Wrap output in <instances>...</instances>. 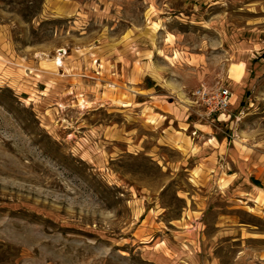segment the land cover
<instances>
[{
	"label": "rangeland",
	"instance_id": "obj_1",
	"mask_svg": "<svg viewBox=\"0 0 264 264\" xmlns=\"http://www.w3.org/2000/svg\"><path fill=\"white\" fill-rule=\"evenodd\" d=\"M0 264H264V0H0Z\"/></svg>",
	"mask_w": 264,
	"mask_h": 264
},
{
	"label": "built area",
	"instance_id": "obj_2",
	"mask_svg": "<svg viewBox=\"0 0 264 264\" xmlns=\"http://www.w3.org/2000/svg\"><path fill=\"white\" fill-rule=\"evenodd\" d=\"M233 94L226 86L207 88L199 86L192 92L191 103L197 107L199 117L209 118L226 112L231 105Z\"/></svg>",
	"mask_w": 264,
	"mask_h": 264
},
{
	"label": "bare ground",
	"instance_id": "obj_3",
	"mask_svg": "<svg viewBox=\"0 0 264 264\" xmlns=\"http://www.w3.org/2000/svg\"><path fill=\"white\" fill-rule=\"evenodd\" d=\"M57 60L59 61L58 63H60V64H61V60H60V59H56L55 61H57Z\"/></svg>",
	"mask_w": 264,
	"mask_h": 264
},
{
	"label": "crops",
	"instance_id": "obj_4",
	"mask_svg": "<svg viewBox=\"0 0 264 264\" xmlns=\"http://www.w3.org/2000/svg\"><path fill=\"white\" fill-rule=\"evenodd\" d=\"M219 118V117H218Z\"/></svg>",
	"mask_w": 264,
	"mask_h": 264
}]
</instances>
